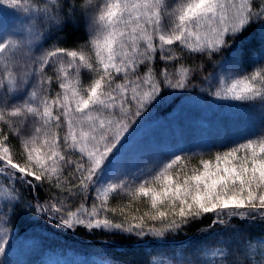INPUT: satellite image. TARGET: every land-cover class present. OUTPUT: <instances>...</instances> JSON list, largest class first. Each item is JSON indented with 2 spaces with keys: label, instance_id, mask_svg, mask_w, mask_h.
I'll return each mask as SVG.
<instances>
[{
  "label": "snow or ice",
  "instance_id": "obj_1",
  "mask_svg": "<svg viewBox=\"0 0 264 264\" xmlns=\"http://www.w3.org/2000/svg\"><path fill=\"white\" fill-rule=\"evenodd\" d=\"M85 0L80 15L88 41L75 49L53 43L34 54L13 35H0V201L18 206L17 187L48 186L57 195L35 211L59 215L60 226L75 229L119 231L137 237L163 238L168 231L213 214L212 224L226 217L264 222V136L246 138L209 158L201 157L188 170L190 157L173 154L159 167L135 178L117 164L129 129L149 105L161 101L163 88L184 90L192 84L194 70L183 63L176 71L169 62L188 57L212 61L231 48L237 38L256 26L261 36L260 60L264 61V0ZM0 0L17 12L31 15L28 31L34 40L62 30L69 17L64 0ZM72 18L76 5L72 6ZM45 43H48L45 40ZM157 55L164 67L157 74ZM239 50L228 62L240 67ZM147 66L141 72L140 67ZM85 71L88 81H82ZM200 71L206 69L200 66ZM52 72L55 74L50 75ZM59 90L53 95V79ZM208 94L218 100L264 108V66L238 76L219 78ZM159 98V99H158ZM17 139V150L12 140ZM126 195L128 205L110 201ZM83 197L73 210V198ZM150 204V211L126 214L134 202ZM119 215V222L112 217ZM111 214V215H109ZM7 229H0L6 242ZM264 246V235L261 236ZM3 247H0V253ZM222 255V253H214ZM179 264H200L198 260ZM252 264V261H249ZM256 264H264L261 253Z\"/></svg>",
  "mask_w": 264,
  "mask_h": 264
},
{
  "label": "trees",
  "instance_id": "obj_2",
  "mask_svg": "<svg viewBox=\"0 0 264 264\" xmlns=\"http://www.w3.org/2000/svg\"><path fill=\"white\" fill-rule=\"evenodd\" d=\"M37 6L42 7L40 0H33ZM47 3L48 0H43ZM85 0H64L65 11L69 19L63 23L62 30L49 33L37 40L38 47L43 45V50H47L53 43L67 49H75L88 41L89 35L85 29L83 18L80 15V5ZM76 5V16L72 18V6ZM260 38L256 26L249 28L242 36L237 38L231 48H225L221 53H217L212 61L202 57L183 56L180 61L169 62V70L176 71L180 64L194 70L192 84L195 87H188L184 90H172L163 88L160 96L161 101L149 105L147 111L143 113V122L153 121L164 117L180 104L189 95H195L207 82L204 76L215 75L221 64L229 58L235 50H239L240 60L244 66L248 67L245 60H250L256 56L260 50ZM45 40L48 43H45ZM163 61L157 55L155 63L152 65L154 71H159L164 67ZM203 65L206 71L201 72ZM140 71H147V66L142 65ZM50 75L55 76L50 72ZM82 81H88V74L85 71ZM58 83L53 79L51 92L54 95L58 91ZM159 99V98H158ZM264 136V135H263ZM13 145L18 150L20 148L17 139L12 140ZM232 145H218L210 150L199 153L182 154L190 157L188 165L190 171L192 167L198 165L201 157L209 158L211 154L222 151ZM5 183L0 178V186ZM22 199L14 211L12 207H4L1 214L0 227L12 230L13 235L9 246L15 240L31 228H38L57 239L59 246L67 250L71 256L85 258L89 262H100L101 264H179L181 261L198 260L200 264H256L264 247H261V236L264 235V222L258 217L256 220L242 219L241 217H226L225 223L212 224L213 214H206L202 218L193 219L186 225H181L175 231H168L163 238L147 235L137 237L129 233L119 231H105L103 229L89 230L83 226H76L73 229H66L60 226L59 215L49 219L48 214H40L35 211L37 203L45 204L57 195L55 189L48 186H41L39 189H30L27 186L21 187L17 184ZM91 205V199L84 201L83 197L73 198L71 207L75 210L80 203ZM113 207L128 205L129 198L126 195L116 197L110 201ZM150 204L143 201L134 202L130 207L125 208L126 214L140 215L145 211H150ZM111 215V214H109ZM119 222L121 219L119 211L117 216L112 217ZM260 245V247H259ZM10 248H6L0 253V264H7V254ZM222 255H214V253Z\"/></svg>",
  "mask_w": 264,
  "mask_h": 264
},
{
  "label": "rangeland",
  "instance_id": "obj_3",
  "mask_svg": "<svg viewBox=\"0 0 264 264\" xmlns=\"http://www.w3.org/2000/svg\"><path fill=\"white\" fill-rule=\"evenodd\" d=\"M97 3L99 0H94L91 7ZM168 3H173V0H168ZM33 4L37 6L34 1ZM31 23V15L0 5V35H13L25 44L32 40L34 54H39L36 52L37 40L28 31ZM259 53L260 50L256 56L245 60L249 62L248 67L239 58L238 69L228 64L232 54L210 78L213 86L221 76H238L264 66ZM207 88L208 82L195 95L185 97L174 111L164 117L151 122H143V116L137 118L129 129L131 134L117 159L119 168L128 177L135 178L141 174V170L147 174L173 154L204 152L218 145H233L246 138L264 135V108L259 104L232 106L236 102L218 100L208 94ZM3 212L4 207L0 204V218ZM12 235L13 231L7 230L6 242H0L3 250L10 248L6 257L7 264H101L71 256L59 246L55 237L38 228L27 230L9 246Z\"/></svg>",
  "mask_w": 264,
  "mask_h": 264
}]
</instances>
